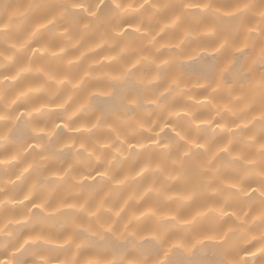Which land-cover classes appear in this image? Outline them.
<instances>
[{
	"label": "clouds",
	"instance_id": "obj_1",
	"mask_svg": "<svg viewBox=\"0 0 264 264\" xmlns=\"http://www.w3.org/2000/svg\"><path fill=\"white\" fill-rule=\"evenodd\" d=\"M0 264H264V0H0Z\"/></svg>",
	"mask_w": 264,
	"mask_h": 264
}]
</instances>
